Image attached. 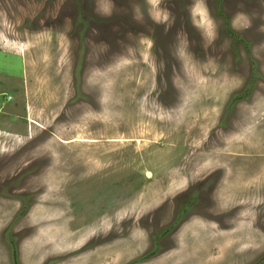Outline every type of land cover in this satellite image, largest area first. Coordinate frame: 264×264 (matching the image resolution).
I'll use <instances>...</instances> for the list:
<instances>
[{
  "label": "rangeland",
  "instance_id": "obj_1",
  "mask_svg": "<svg viewBox=\"0 0 264 264\" xmlns=\"http://www.w3.org/2000/svg\"><path fill=\"white\" fill-rule=\"evenodd\" d=\"M0 264H264V0H0Z\"/></svg>",
  "mask_w": 264,
  "mask_h": 264
},
{
  "label": "bare ground",
  "instance_id": "obj_2",
  "mask_svg": "<svg viewBox=\"0 0 264 264\" xmlns=\"http://www.w3.org/2000/svg\"><path fill=\"white\" fill-rule=\"evenodd\" d=\"M5 42H6V41H5ZM9 42H10V41H9ZM10 43H11V42H10ZM10 43H9V44H10ZM3 44H4V43H3ZM4 45H5V44H4ZM10 45H12V44H10ZM8 48H9V47H8ZM8 48H7V49H8ZM13 48H15V46H14ZM13 48H12V49H13ZM12 49H11V50H12ZM13 50H14V49H13Z\"/></svg>",
  "mask_w": 264,
  "mask_h": 264
},
{
  "label": "trees",
  "instance_id": "obj_3",
  "mask_svg": "<svg viewBox=\"0 0 264 264\" xmlns=\"http://www.w3.org/2000/svg\"><path fill=\"white\" fill-rule=\"evenodd\" d=\"M238 98H241V95H239Z\"/></svg>",
  "mask_w": 264,
  "mask_h": 264
}]
</instances>
